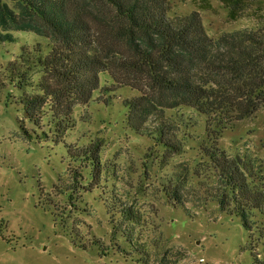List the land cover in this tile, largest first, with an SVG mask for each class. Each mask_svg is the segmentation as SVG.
I'll list each match as a JSON object with an SVG mask.
<instances>
[{"label":"trees","instance_id":"1","mask_svg":"<svg viewBox=\"0 0 264 264\" xmlns=\"http://www.w3.org/2000/svg\"><path fill=\"white\" fill-rule=\"evenodd\" d=\"M218 1L232 21L262 8L261 0ZM11 32L48 42L47 53L39 44L22 47L6 68L25 117L44 135L64 142L75 128L76 106L89 105L97 90L107 105L110 94L128 88L136 94L121 102L124 128L161 148L165 163L192 139L196 121L180 112L188 110L204 118L197 162L192 169L174 166L158 192L187 214V204L205 210L215 203L244 228L264 221V178L220 146L223 130L264 108V24L211 38L197 12L172 14L168 0H0V41H13ZM100 73L110 87L100 88ZM65 146L78 165L69 171L75 182L86 169L88 187L98 185L109 166L105 212L116 232L140 238L135 228L146 232L145 217L133 196L115 189L118 167L102 161V140ZM147 248L139 242L137 251L146 256Z\"/></svg>","mask_w":264,"mask_h":264},{"label":"rangeland","instance_id":"2","mask_svg":"<svg viewBox=\"0 0 264 264\" xmlns=\"http://www.w3.org/2000/svg\"><path fill=\"white\" fill-rule=\"evenodd\" d=\"M168 2L177 16L197 12L211 38L264 24V0L259 11L253 7L235 21L218 0ZM10 34L13 41H0V264H264V221L244 228L215 203L205 210L187 204V214L158 192L159 179L174 166L192 169L196 164L203 117L180 111L197 126L189 129L192 139L183 152L162 163L161 148L124 128L121 102L136 93L121 88L105 105L97 90L89 105L75 107L76 125L65 141L55 142L27 120L6 70L22 47L39 44L47 53L48 42L29 32ZM111 84L107 73L99 74L100 88ZM94 139L102 140V161L118 167L115 189L133 196L145 217L146 232L135 228L141 240L137 232L129 240L116 232L105 212L112 185L109 166L108 175L91 188L86 169L84 180L75 182L69 174L78 165L65 144L80 147ZM220 146L248 160L264 178V108L223 130ZM139 242L148 245L146 256L137 251Z\"/></svg>","mask_w":264,"mask_h":264}]
</instances>
